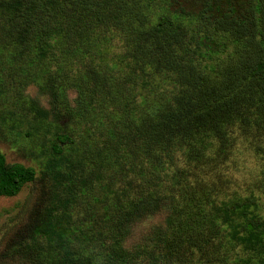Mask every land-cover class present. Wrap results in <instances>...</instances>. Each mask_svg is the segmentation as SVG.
<instances>
[{
  "label": "trees",
  "instance_id": "trees-1",
  "mask_svg": "<svg viewBox=\"0 0 264 264\" xmlns=\"http://www.w3.org/2000/svg\"><path fill=\"white\" fill-rule=\"evenodd\" d=\"M0 145L8 264H264V0H0Z\"/></svg>",
  "mask_w": 264,
  "mask_h": 264
},
{
  "label": "rangeland",
  "instance_id": "rangeland-1",
  "mask_svg": "<svg viewBox=\"0 0 264 264\" xmlns=\"http://www.w3.org/2000/svg\"><path fill=\"white\" fill-rule=\"evenodd\" d=\"M26 95L30 98H37L38 88L31 85L26 90ZM42 105L48 108L47 98L39 97ZM76 94L70 93V99L74 101ZM0 148L7 155L8 161L11 163H22L26 166H35L30 162L21 160L15 154L11 153L6 146L0 145ZM38 171V168H36ZM35 190L33 186L28 184L22 191L12 198H0V253L3 250L6 240L13 233V230L19 225L23 218L26 216L28 209L32 206V202L35 198ZM166 214H156L147 216L136 222L132 228L130 236L125 242L124 246L130 250L136 246L144 244L148 239H151L154 234L161 231L166 226ZM0 264H8L4 262L0 257Z\"/></svg>",
  "mask_w": 264,
  "mask_h": 264
}]
</instances>
